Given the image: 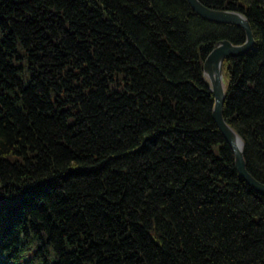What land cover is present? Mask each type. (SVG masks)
Instances as JSON below:
<instances>
[{"label": "trees", "instance_id": "1", "mask_svg": "<svg viewBox=\"0 0 264 264\" xmlns=\"http://www.w3.org/2000/svg\"><path fill=\"white\" fill-rule=\"evenodd\" d=\"M223 118L264 184V0ZM236 25L187 0H0V264H264V197L239 176L203 74Z\"/></svg>", "mask_w": 264, "mask_h": 264}, {"label": "water", "instance_id": "2", "mask_svg": "<svg viewBox=\"0 0 264 264\" xmlns=\"http://www.w3.org/2000/svg\"><path fill=\"white\" fill-rule=\"evenodd\" d=\"M187 1L200 17L215 23L236 25L244 30L245 42L242 45H233L227 40H222L214 46L204 60V78L214 98L213 120L233 153L239 176L253 191L264 197V184L255 180L246 169L243 140L223 118V106L226 100L223 63L228 58L244 56L254 49L255 41L251 27L246 17L238 12L213 10L205 7L199 0Z\"/></svg>", "mask_w": 264, "mask_h": 264}, {"label": "bare ground", "instance_id": "3", "mask_svg": "<svg viewBox=\"0 0 264 264\" xmlns=\"http://www.w3.org/2000/svg\"><path fill=\"white\" fill-rule=\"evenodd\" d=\"M222 72H223V68H222ZM203 74H204V63H203ZM223 83H225L224 82V76H223ZM225 87V86H224ZM225 93H226V88H225Z\"/></svg>", "mask_w": 264, "mask_h": 264}]
</instances>
